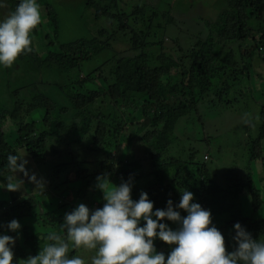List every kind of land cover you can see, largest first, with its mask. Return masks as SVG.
<instances>
[{"label": "trees", "instance_id": "1", "mask_svg": "<svg viewBox=\"0 0 264 264\" xmlns=\"http://www.w3.org/2000/svg\"><path fill=\"white\" fill-rule=\"evenodd\" d=\"M4 1L8 14L14 11L20 2V0ZM83 2L88 10H92L95 21L112 20L116 22L117 30L121 32L129 30L131 49L135 52V56L114 59L110 69L111 83L107 84L106 89L76 92L73 91L72 86L62 88L61 91L69 107H63L43 94L46 92L42 88L30 102L16 101L11 110L0 107V183H5L7 177L11 175L4 168L8 154H16L18 150H25L29 156L27 159L35 162L39 167L40 163L46 161L47 150H51L55 157L58 154H55L53 147H48L50 141L54 140L52 139L54 136H57L55 141H57L56 145H59L66 142V140L60 142L59 140L63 139L60 136L66 137V134L71 135L75 131H81V136L74 135L71 139L77 142L84 152L73 149L75 151L73 163L80 161L79 165L82 166L75 174L76 183L80 184L70 193V198L89 200L88 191L95 188L96 178L101 175L91 174L85 168L89 162L82 157L85 150L87 151L91 143L98 149H102L107 138L116 141L122 133L127 134L126 130L121 129L120 126L123 116L118 117L116 113V118L108 114L110 107L118 111L122 105L127 110L138 105L142 117L150 123L149 130L141 139L146 147V159L141 158L135 163L129 162L128 158H125L127 152L124 153L122 147L121 149L116 148L117 155L123 157H118L115 165L111 163L115 169L108 173L113 176V184L118 186L121 182L131 179L133 189L139 181H146L141 190L133 189L131 195H135V200H138L141 192L147 193L148 198L154 204V211L164 209L169 199L173 201V205L177 204L180 192L186 188L195 194L193 202L199 203L202 208L211 212L212 222L215 221L214 223L219 225V231L224 236L226 250L229 252L235 248L232 238L235 235L233 225L236 223H240L251 233L253 239L264 240V216L253 218V213L244 216L237 212L239 210L236 204L242 189H247L252 196V212L256 213L263 205L261 195L252 181L251 172H247L245 181L237 182V180L230 179L231 183L220 187L216 184L214 176L210 175L207 155H203L202 161H194V158L196 159L194 155L188 159L185 158L186 160L167 156L169 147L178 138L176 136L178 122L182 123L188 115L196 112L198 105L218 104L222 96L209 93L218 88L219 82L226 79L229 72L236 75L237 73L242 74L244 70L248 71L247 58L257 56L255 52L262 53L264 0H222V8L217 19L206 23L207 38L198 40L187 53H184V59L191 58L189 66L183 63L178 65L164 53L153 56V62H157L158 65H152L153 59L151 60L149 54L145 52L148 46L145 40L152 28V21L157 18V13L148 9L147 5L136 7L131 13L134 25L140 22L144 28L135 30L128 25L127 20L130 15L126 16L118 11L119 0H83ZM43 5L46 9L44 19L47 26L53 27L51 28L52 33L46 35L44 40L49 41L48 44L54 46L56 51L48 52L43 59L39 60L32 41V52L18 56V61H26V59L29 61L30 59L36 65L37 70L41 68L46 71L58 70L64 74L63 72H81L83 64L89 63L103 53L112 51L114 36L104 28L98 29L88 39L82 38L66 43L56 42L58 40L57 15L46 2ZM148 12L150 13L147 15ZM35 34L34 29L31 35ZM248 43H251L249 51L239 55L243 61L244 70H242L238 68L236 51L228 49V46L238 44L239 52ZM172 71L175 73L172 74ZM94 79L92 73L87 74L73 85L91 83ZM24 86L25 84L22 85V83L13 85L10 81L7 82V90L15 97ZM94 109L96 112L93 111ZM34 111L43 113L41 122L43 130L38 134L37 122L32 120L26 123L25 121V117H29ZM71 112L73 116L70 117ZM67 119L70 121L66 122ZM258 121V136L251 143L248 158L249 164H255L257 160L260 162L262 159L261 165L264 169V104L258 111ZM8 122L16 128L17 138L14 141L16 148L12 147L13 142L10 143L7 139L5 128ZM88 141L91 143H87ZM101 167L104 168V165ZM194 176L199 180L197 186L191 183ZM66 183H70V180ZM39 207H41L39 201L29 196H25V199H21L13 206H8L7 203L0 204V211L2 208L5 209L0 214V226L13 219L21 221L36 214L40 219L45 218V225L56 228L44 234L27 228L23 235L22 248L16 245L12 249L13 264H23L29 257L37 255L47 241L46 237L57 232L63 222L66 213L54 215L53 211H47L45 214H40ZM181 215L184 216L186 213L181 212ZM169 227L175 230L177 225L169 223ZM154 245L157 252H163L166 256L170 251L169 246L159 240H156ZM26 251H29L31 255ZM77 251L79 250H70L69 255H77Z\"/></svg>", "mask_w": 264, "mask_h": 264}, {"label": "rangeland", "instance_id": "2", "mask_svg": "<svg viewBox=\"0 0 264 264\" xmlns=\"http://www.w3.org/2000/svg\"><path fill=\"white\" fill-rule=\"evenodd\" d=\"M45 2L57 15L58 40L56 42L66 43L82 38L88 39L98 29L104 28L114 36L112 51L103 53L89 63L83 64L81 72H63L64 74L58 72V70L46 71L44 68L37 70L32 60L18 61V57L11 67H0V107L11 110L16 101L30 102L41 88L45 89L46 93L43 94L54 99L59 105L69 107L61 91L62 88L72 86L73 91L76 92H86L99 88L106 89L107 84L111 83L110 69L113 66L114 59L135 56V52L131 49V33L129 30L125 32L117 30V24L112 20L95 21L92 10L85 7L83 0H42L40 2L37 0L42 22L36 27V34L33 35L34 37L32 36V41L39 60L43 59L48 52L56 51L54 46L48 44L49 41L44 40L46 35L52 33L51 28H53L52 26L49 28L44 19L46 9L43 4ZM3 3L4 7L0 8V19H4L8 15L4 0ZM142 5H147L148 9L157 13V18L152 21V28L145 40L148 44L145 52L149 54L150 59L152 60L153 56L164 53L178 65L183 63L185 66H189L191 58L184 59V53H187L189 48L198 40L207 38L206 23L217 19L222 8V0H119L118 11L126 16L130 15L127 21L132 29H144L140 22L134 25V18L131 14L136 7ZM249 44L251 43L244 45L242 51H239L240 53L238 52V44H229L228 46V49L236 51V61L239 63V69L244 70L243 61L239 55L247 52V50L249 51ZM261 51L262 53L258 54L255 52L257 56L247 58L248 71L244 70L242 74L237 73L236 75L229 72L225 77L226 79L219 82L218 88L209 93L210 95L222 96L218 104L208 106L203 103L198 105L196 112L188 115L182 120V123L178 122L179 127L176 130L178 138L169 147L167 153V156L180 157L182 160L194 155L196 157L194 161H202L203 155H207L209 158L207 163L210 164V175L214 176L216 184L220 187L231 183L229 182L230 179L237 180V182L245 181L247 172H251L252 181L261 195L263 205L256 213L252 212V196L247 189H242L236 205L239 210L237 212L244 216L253 213V218L264 216V169L261 165L262 159L260 162L257 160L255 164L251 163L252 168L248 158L251 143L258 136V111L260 106L264 104V47ZM153 61L154 59L152 65H158L157 62ZM91 73L95 78L93 82L73 85L77 80L79 81L83 76ZM174 73L172 71V74ZM8 81L13 85L25 84L23 89L18 91L17 97L7 90ZM110 110L108 114L114 115L116 118L117 116H123L120 126L121 129L126 130L127 134L122 133L116 141L107 138L102 149H98L91 141H88L87 143L91 144L87 151L85 150V153H82V157L89 161L85 168L91 174L107 175L113 184V176L110 173L115 168L111 166V163L115 165L117 158L123 157L117 155L116 148L121 149L122 147L124 153L127 152L125 158H128L129 162L135 163L141 158L145 160L146 147L141 139L144 133L149 130L150 123L142 117L138 105L128 110L123 105L118 111L113 110L112 107H110ZM93 111L96 112V109ZM72 114L71 112L69 116H73ZM42 117L43 113L41 111H34L29 117H25L26 123L32 122V120L37 122V134L43 130ZM69 121L70 119H67L66 122ZM5 130L7 139L10 143L13 142L12 147L16 148L14 142L17 138L16 128L8 122ZM74 135L81 136V131H75L71 135L66 134V137L60 136L63 139L59 141L65 142L66 140V142L59 145H56L57 136H54L52 138L54 140L50 141L48 147H53L56 151L55 154H58L55 157L51 150H47L46 161L40 163L41 166L39 167L38 164L27 159L29 156L25 150H18L20 154L26 155L29 173H34L38 179H43L44 190L42 193L35 190V186L29 183L27 178H23L24 185L21 186L20 191L8 192L0 189V204L7 203L8 206H13L21 199H25V196L35 197L41 206L38 209L40 214L53 211L54 215L69 213L79 204H84L91 210L102 207L104 203L102 193L96 188L88 191L90 198L87 196L89 199L87 201L84 198H70V193L80 184L76 183L75 174L77 169L82 166L79 165L80 161L73 163L75 156L73 149L83 151L77 142L71 141ZM69 142L72 143L69 144ZM102 165H104V168L101 167ZM67 180H70V183L67 184ZM198 181L195 176L191 179V183L196 186ZM145 184L146 181H139L133 189L135 191L141 190ZM193 195L195 196V194ZM131 197L133 200L136 199L135 195H131ZM4 210L2 208L0 214ZM44 219H40L39 216L34 214L30 218L18 221L21 225L18 233L7 232L5 228L1 227L0 234L13 236L15 238L13 248L16 245L22 248L23 235L26 233L27 228L39 231L42 234L52 231L51 229H56L45 225ZM214 222H212L213 225H216L219 230V225ZM5 225L7 223L1 226ZM46 243L48 241L43 246ZM28 252L26 251L27 254L31 255ZM77 254H79V251H77ZM87 255L89 254L85 253L86 257ZM23 264H25V261Z\"/></svg>", "mask_w": 264, "mask_h": 264}, {"label": "clouds", "instance_id": "3", "mask_svg": "<svg viewBox=\"0 0 264 264\" xmlns=\"http://www.w3.org/2000/svg\"><path fill=\"white\" fill-rule=\"evenodd\" d=\"M41 22L37 0H20L14 11L0 19V67H11L18 56L32 52L31 34ZM25 157L19 152L7 155L4 168L11 175L0 183V189L20 191L27 178L35 190L43 192V179L29 173ZM132 187L131 179L117 186L107 175L98 176L95 188L102 193L103 206L91 210L79 204L66 213L58 231L49 234L48 243L25 264H264V240L253 239L236 223L235 248L227 251L211 212L193 202L194 195L186 188L177 204L169 199L164 209L154 211L147 193L132 199ZM169 223L177 228L171 229ZM0 227L18 233L21 225L13 219ZM156 240L169 246L167 256L157 252ZM14 244L13 236L0 234V264H13ZM70 250H79V254L70 256Z\"/></svg>", "mask_w": 264, "mask_h": 264}]
</instances>
